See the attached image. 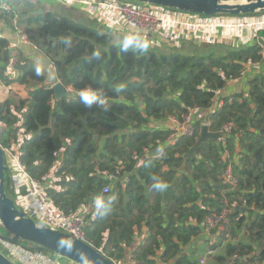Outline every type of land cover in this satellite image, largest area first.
Returning a JSON list of instances; mask_svg holds the SVG:
<instances>
[{
	"label": "trees",
	"instance_id": "1",
	"mask_svg": "<svg viewBox=\"0 0 264 264\" xmlns=\"http://www.w3.org/2000/svg\"><path fill=\"white\" fill-rule=\"evenodd\" d=\"M9 2L14 10L22 4L17 26L29 34V41L73 96L54 99L43 70L19 50L17 75L10 77L6 72L9 42L0 36V79L25 85L27 91L25 98L11 93L0 101V147L9 150L17 143L19 128L23 130L18 147L23 171L42 183L52 177L47 192L61 211L86 205L93 215L84 241L112 262L123 260L130 246L137 264H199L198 256L207 246L190 245L191 240L200 235L205 216L229 207L230 238L225 243L223 237L218 239L211 263L264 262L261 40L212 45L189 53L142 50L126 40L113 43L105 31L50 12L32 14L26 0ZM0 16L13 26L12 12L0 10ZM259 34L264 38V30ZM248 58L262 65L260 73L248 81L249 97L241 93L232 94V101L225 97L220 107L193 122L192 135L164 144L168 129L151 127L150 122L181 115L194 105L207 111L216 91L239 76ZM84 90L97 98L90 106L82 100ZM205 121L211 132L230 124L223 132L226 136L204 138L178 174L182 154L196 142ZM134 154L141 161L137 168ZM119 161L123 173L131 171L128 183L102 194L106 181L95 173L112 170ZM228 164L234 185L223 182ZM154 178L168 187L155 189ZM144 227L147 235L134 247L136 234ZM18 242L49 256L55 254L23 239ZM0 251L5 253L1 245Z\"/></svg>",
	"mask_w": 264,
	"mask_h": 264
},
{
	"label": "built area",
	"instance_id": "2",
	"mask_svg": "<svg viewBox=\"0 0 264 264\" xmlns=\"http://www.w3.org/2000/svg\"><path fill=\"white\" fill-rule=\"evenodd\" d=\"M73 3L79 4L82 7L90 10H98L103 12H109L117 15L119 21H123L132 27L136 31H142L148 34H157L163 27L170 25L182 26L189 30H203L205 32L211 30L222 29H249L254 34V41L260 43V53L264 57V38L259 34L260 30H264V12H256L252 14H227L219 13L213 15H202L196 13H190L180 10H172L160 5L142 3L135 0H68ZM0 10L6 12H12L15 14V10L11 6L9 0H0ZM15 30L21 34L22 41H28L29 36L27 33H23L18 26H15ZM10 51V59L6 65V72L10 77L17 75L15 67L16 59V44H8ZM260 63L253 62L251 59H247L244 62V66L239 73V76L231 79L237 81L243 77L249 67L255 66L258 68ZM260 68V66H259ZM229 80V81H231ZM228 81V82H229ZM221 90L216 91L213 98V105L210 107V111L214 108L220 107L224 98L227 101H232V94H220ZM81 95H91L89 90L80 92ZM92 97H95L92 95ZM244 98H248V89L243 94ZM96 98V97H95ZM97 101V98H96ZM203 110L194 105L181 115H170L166 120L165 128L169 133L165 138L164 144H175L182 136H190L194 132L193 122L196 119L203 118ZM20 124V122H19ZM208 125V122H204ZM230 124H224L221 132H227ZM3 124L0 123V132ZM17 143L13 144L8 150V158H11L17 163L19 169V186L16 191V205L19 209L23 210L25 215L30 217L38 226H45L53 230H59L61 232L70 234L76 238L84 241L85 229L91 225L93 215L90 213L89 208L86 205L80 206L77 210H70L68 212L61 211L52 201L47 192L46 185H49L52 181V177H47L45 182L42 183L35 177L28 176L23 168L18 163V147L24 136L23 130L19 128L17 132ZM5 151V150H4ZM155 157L160 156V152L156 150ZM133 159L137 160V168L141 161L138 160L136 154L133 155ZM131 171L123 173V167L121 162L112 170L104 169L97 171L95 175L101 177L106 181V184L101 188L102 194H108L115 188H125L129 181ZM67 176L66 179H69ZM21 180V182H20ZM223 182L229 185L236 183L235 177L232 173V168L228 164L223 170ZM117 185L119 187H117ZM23 187V192L20 188ZM231 208L224 207L218 212L205 216L201 223L202 230L209 234V239H206L207 248L199 255L198 263L206 264V261L211 255L217 252L218 239L223 237L222 243H225L230 237V220L229 214ZM216 229L217 231L211 235L210 232ZM147 235L146 227L142 228L136 234V245L141 243ZM208 243V244H207ZM0 245L4 250V255L14 264H64L59 259L46 255L37 250L31 249L21 243L12 242L4 237L0 236ZM219 246V245H218ZM134 248L130 247L129 254L126 259L113 261L114 264H137L135 258ZM56 254V253H55ZM58 255V254H57ZM73 262V261H72ZM77 264V263H76ZM232 264V263H226ZM253 264H264V262H256Z\"/></svg>",
	"mask_w": 264,
	"mask_h": 264
},
{
	"label": "crops",
	"instance_id": "3",
	"mask_svg": "<svg viewBox=\"0 0 264 264\" xmlns=\"http://www.w3.org/2000/svg\"><path fill=\"white\" fill-rule=\"evenodd\" d=\"M26 1L30 2L33 7V10H31L32 14L50 12L57 16L67 18L78 24L105 31L111 35L113 43L126 40L141 47L146 44L147 48H154L161 51H179L183 53H189L195 49L202 50L205 47L212 45L236 46L239 44H252L254 41V34L249 29H216L205 32L203 30H189L185 27L176 25H170L167 27L165 26L154 35H144L138 31H135L125 22L119 21L117 15L113 13L90 10L68 0ZM19 6H22V4H18L15 14L13 13L12 27L8 24L5 18L0 16V36L8 39L9 44H16L17 50L22 52V57H27L39 65L45 74L44 83L53 84L54 82L58 81L55 75L54 67L47 60V58L39 52V49L33 43H31L29 40L26 42L22 41L21 34L15 30V26H17L19 20ZM261 68V64H258V68L255 66L249 67L247 73L243 77L237 81H229L226 87L219 93L244 94L248 89L249 79L258 75L261 71ZM11 93H17L21 97L25 98L27 96L26 86L16 82L6 84L0 79V101L7 98L9 95H11ZM209 111L210 109L204 111L203 115H206ZM166 123L167 120H153L150 122L149 126L162 129L165 128ZM14 165L15 167H12V170L6 174L9 188L10 190L13 189L12 194L16 198V191H18L17 186L19 179L21 178H19V169L15 161ZM209 238V234L202 230L200 235L194 237L191 240L190 245H206L205 241ZM129 250L130 246L125 250L124 259L127 258ZM52 257L59 259L64 264H76L75 262L67 260L65 257L57 254L52 255Z\"/></svg>",
	"mask_w": 264,
	"mask_h": 264
},
{
	"label": "water",
	"instance_id": "4",
	"mask_svg": "<svg viewBox=\"0 0 264 264\" xmlns=\"http://www.w3.org/2000/svg\"><path fill=\"white\" fill-rule=\"evenodd\" d=\"M142 3L160 5L172 10L190 13L213 15L219 13L252 14L264 12V0H135ZM54 99L71 97V90L65 88L60 81L51 85ZM226 136L221 131L211 132L203 124L201 134L189 150L182 154L183 162L177 168V173L184 171L188 158L195 156V150L206 137L214 140ZM96 138V136H95ZM5 151L0 147V225L9 233L4 237L12 242L21 239L44 249H48L60 256L74 261L77 264H114L99 250H96L85 241L70 234L53 230L45 226H38L24 211L19 209L15 201L5 193V174L10 171L4 160ZM243 208L241 207L240 210ZM0 264H14L0 251Z\"/></svg>",
	"mask_w": 264,
	"mask_h": 264
},
{
	"label": "rangeland",
	"instance_id": "5",
	"mask_svg": "<svg viewBox=\"0 0 264 264\" xmlns=\"http://www.w3.org/2000/svg\"><path fill=\"white\" fill-rule=\"evenodd\" d=\"M96 1H97V0H96ZM139 32L145 35L144 32H142V31H139ZM7 155H9V152H8V150H5V154H4L5 159H4V160L7 161L10 170H12V167L15 166V165H14V161H13L11 158H8ZM12 164H13L14 166H13ZM19 184L21 185V183H18V186H17L18 189H19V186H20ZM4 187H5V193H6V195L9 196V197H11L14 201H16L15 196L12 194V193H13V189L10 190V188H9V184L7 183V174H5V183H4ZM0 226H1V225H0ZM216 231H217V230L214 229V230H212V231L210 232V234L213 235ZM8 235H9V233H8L4 228H1V227H0V236H1V237H6V236H8ZM207 244H208V243H207ZM201 254H202V253H201ZM201 254H199V255H201ZM62 257H64V256H62ZM198 257H199V256H198ZM66 259H67V258H66ZM67 260H70V259H67ZM211 260H212V259L209 258V259L207 260V263L210 262V264H215V263H211ZM70 261H72V260H70ZM73 262H74V261H73Z\"/></svg>",
	"mask_w": 264,
	"mask_h": 264
},
{
	"label": "clouds",
	"instance_id": "6",
	"mask_svg": "<svg viewBox=\"0 0 264 264\" xmlns=\"http://www.w3.org/2000/svg\"><path fill=\"white\" fill-rule=\"evenodd\" d=\"M125 48H127V44H125ZM146 48H147V45L145 44L143 46L142 50H146ZM82 100L84 101L85 104L90 106L93 102L96 101V98L95 97H89V96H82ZM153 187L157 190L163 191L168 187V185L166 183L154 178ZM97 207L98 208L102 207V204L100 202H97Z\"/></svg>",
	"mask_w": 264,
	"mask_h": 264
},
{
	"label": "bare ground",
	"instance_id": "7",
	"mask_svg": "<svg viewBox=\"0 0 264 264\" xmlns=\"http://www.w3.org/2000/svg\"><path fill=\"white\" fill-rule=\"evenodd\" d=\"M15 167V166H14ZM10 169V168H9Z\"/></svg>",
	"mask_w": 264,
	"mask_h": 264
}]
</instances>
